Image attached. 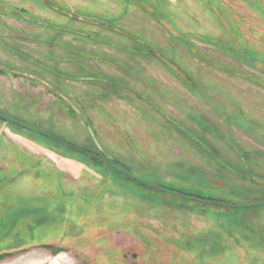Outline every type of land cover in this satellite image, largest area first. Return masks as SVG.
Masks as SVG:
<instances>
[{
    "label": "rangeland",
    "instance_id": "1",
    "mask_svg": "<svg viewBox=\"0 0 264 264\" xmlns=\"http://www.w3.org/2000/svg\"><path fill=\"white\" fill-rule=\"evenodd\" d=\"M0 115V264H264V0H0Z\"/></svg>",
    "mask_w": 264,
    "mask_h": 264
},
{
    "label": "trees",
    "instance_id": "2",
    "mask_svg": "<svg viewBox=\"0 0 264 264\" xmlns=\"http://www.w3.org/2000/svg\"><path fill=\"white\" fill-rule=\"evenodd\" d=\"M50 138V137H49ZM57 139V138H56ZM53 140V139H52ZM58 140H60V139H58ZM61 141V140H60ZM56 143H58V144H61L62 146H65L64 144H62V143H60V142H58V141H55ZM63 142V141H62ZM98 142V141H97ZM64 143H66V142H64ZM66 144H69V145H71V146H73L74 148H76V149H79V150H82V151H84V152H86V153H88L90 156H87L88 158H90L91 160H93V161H96V162H98V163H100V164H102V165H104V166H106V167H108V168H110V169H112V170H114L115 172H117V173H121V174H123V175H125L126 177H128V178H130L128 175H127V173L129 174V172L123 167V166H121L119 163H117V162H111V161H109V160H103V159H101L100 158V155L99 154H95V153H92V152H90V151H88V150H85V149H81V148H78V147H76V146H74V145H72V144H70V143H66ZM98 144H99V142H98ZM65 147H67V146H65ZM97 147V146H96ZM67 148H69V149H71V150H74V149H72V148H70V147H67ZM97 149H98V147H97ZM99 151H100V149H98ZM84 155V154H83ZM86 156V155H85ZM108 162V164H105L104 162ZM131 180H133V181H136V180H134V179H132V178H130ZM136 182H138V181H136ZM141 185H143L142 183H140ZM165 190H168V191H170V192H176V191H173V190H169V189H165ZM159 192H161V191H159ZM176 193H179V194H181L182 196H185V197H187V198H189L188 200H193V201H195V202H198V203H203V204H210V203H213V202H217V201H212V200H208V199H202V198H199V197H194V196H191V195H186V194H183V193H181V192H176ZM187 198H185V199H187ZM220 203V202H219Z\"/></svg>",
    "mask_w": 264,
    "mask_h": 264
},
{
    "label": "water",
    "instance_id": "3",
    "mask_svg": "<svg viewBox=\"0 0 264 264\" xmlns=\"http://www.w3.org/2000/svg\"><path fill=\"white\" fill-rule=\"evenodd\" d=\"M0 118H1L2 120H4L5 122H13V121H10V120H8V119L3 118L1 115H0ZM82 119L84 120L86 126L89 127V124L86 122V120H85L84 118H82ZM45 136H47V135H45ZM47 137H50V138L53 139L54 141H58V142L64 144L65 146L70 147V148L74 149L75 151H77V152H79V153H81V154H84V155H86V156H90L88 153H86V152H84V151H82V150L76 149V148H74L73 146H71V145H69V144H66V143H64V142H62V141H60V140H58V139H56V138H54V137H51V136H47ZM93 140H94L96 146L98 147V149H100V145L98 144L96 138H94ZM104 163H105V164H108V162H106V161H105ZM127 175H128L130 178H132V179L138 181L139 183H142V184H144V185H147V186H149L150 188H152V189H154V190L161 191V192L166 193V194H168V195H172V196H176V197H180V198H187V197H185V196H182V195L179 194V193L170 192V191L165 190V189H163V188H161V187H156V186L149 185L148 183H146L145 181H142L141 179H139L138 177H136V176H134V175H131V174H128V173H127ZM187 199H189V198H187ZM210 204H213V205H220V206L229 207V208H232V207H233V208H244V207H241V206H229V205H227V204L219 203V202H213V203H210Z\"/></svg>",
    "mask_w": 264,
    "mask_h": 264
},
{
    "label": "flooded vegetation",
    "instance_id": "4",
    "mask_svg": "<svg viewBox=\"0 0 264 264\" xmlns=\"http://www.w3.org/2000/svg\"><path fill=\"white\" fill-rule=\"evenodd\" d=\"M164 189V188H163Z\"/></svg>",
    "mask_w": 264,
    "mask_h": 264
}]
</instances>
